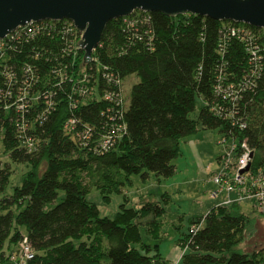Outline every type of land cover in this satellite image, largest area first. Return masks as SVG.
<instances>
[{
  "label": "trees",
  "instance_id": "obj_1",
  "mask_svg": "<svg viewBox=\"0 0 264 264\" xmlns=\"http://www.w3.org/2000/svg\"><path fill=\"white\" fill-rule=\"evenodd\" d=\"M65 21L0 42L2 153L29 167L22 184L6 194L11 168L0 161V259L25 234L35 252L31 264H167L159 253L161 205L124 202L108 218L87 195L95 188L110 200L131 184L132 175L173 176L181 140L199 128L245 139L253 150L251 168L264 166V49L262 59L251 63V45L229 33L247 27L261 35L262 29L200 15L135 11L106 25L85 64L84 53L74 56L62 40ZM131 75L138 81L125 103L106 99L110 94L120 100L115 82ZM20 80L31 90L23 86L18 92ZM220 80L243 89L225 100L216 91ZM197 97L204 105L191 119ZM20 98L26 106L16 104ZM212 108L223 109V116ZM71 120L75 129L68 132ZM114 128L115 143L103 150L101 140ZM84 131L88 140L76 135ZM24 138L37 150L29 152ZM60 192L61 201L47 210ZM251 220L238 204L212 207L178 239L180 264H264V249L237 250ZM193 225L199 226L195 233ZM142 232L157 243L144 242Z\"/></svg>",
  "mask_w": 264,
  "mask_h": 264
},
{
  "label": "rangeland",
  "instance_id": "obj_2",
  "mask_svg": "<svg viewBox=\"0 0 264 264\" xmlns=\"http://www.w3.org/2000/svg\"><path fill=\"white\" fill-rule=\"evenodd\" d=\"M137 81L138 78L134 75L124 79L122 90L125 96L130 94L132 85ZM203 105L202 99L197 97L195 110L189 114V117L196 119ZM221 136L217 129L199 128L197 132L181 140L180 155L173 160L176 168L173 176L157 178L154 174L149 173L148 177L142 178L140 175H132L131 184H127L121 193L112 194L110 200L104 199L95 188L90 189L87 199L98 206L101 217L108 218H113L119 205L124 202L128 207H139L143 201L157 202L165 209V213L159 219L162 223L160 252L166 257L172 250L177 251V260H179L182 249L177 244V239L183 237L188 231L192 220L203 217L217 203L210 199L209 193L215 187L211 178L216 169V158L222 151ZM0 161L3 162V165L4 163L10 165L11 174L5 193L11 194L15 187L22 184L29 167L25 164L12 162L3 153L0 155ZM84 182L89 183V178L84 176ZM62 197L63 193L60 192L59 198L54 203L47 205V210L59 203ZM240 205L241 212L252 220L246 226L244 240L237 250L251 253L264 249V212L252 209L253 202L251 201ZM142 235L144 242L155 243L144 232Z\"/></svg>",
  "mask_w": 264,
  "mask_h": 264
},
{
  "label": "built area",
  "instance_id": "obj_3",
  "mask_svg": "<svg viewBox=\"0 0 264 264\" xmlns=\"http://www.w3.org/2000/svg\"><path fill=\"white\" fill-rule=\"evenodd\" d=\"M62 20H66L62 26V28L65 30H61L60 33V35L62 36V40L65 39L64 41H68V43L71 44V47L75 54L74 56H77L80 51L83 52L82 48L78 44L82 32H80L77 29V27L73 24L72 21L67 19H61V20L48 19L39 22L31 21L28 24L17 27L13 31H11L8 35L2 38L0 42H3L6 38L9 39H14L16 37L18 38L23 33L33 36V34L36 33V31H38L44 25L49 26L50 23L60 22ZM124 21L126 22L127 20L124 19ZM229 33L232 36H236L238 38L245 40V42L247 41L249 45H251L249 47L250 53L252 54V58L250 59L251 63H257L262 59V55L260 54V52L264 49L263 29L261 35H256L253 30L247 27H232L229 29ZM259 46L262 47L259 48ZM91 61H92V57L89 62ZM89 62H85V64ZM108 80L111 81V79ZM20 81L18 82L20 84H16L17 82H15L18 92L23 88V86H26V88H29V90H31L30 83H28L25 80L24 81L20 80ZM81 82L84 84L83 86L84 90L87 91L88 89L86 87L87 77L85 76ZM115 87L119 91L120 100L117 101L115 98H113V95L110 94H107L106 99L114 100L117 103L116 105L120 103L121 104L125 103L124 101L125 94H123L122 83L120 81H116ZM242 89L243 86H238L237 88H235L233 84H227L226 86H223L222 80H220L219 84L216 87L217 94L222 95L223 99L225 100L230 99L229 97L231 96L234 97H232L230 100L235 99L237 97L236 94L238 93V91ZM82 93L87 94L84 92ZM11 95L12 94L9 93V97ZM45 98H47V96ZM25 99L20 98L18 100V103L16 104H18V106H26V104L23 103ZM45 101L47 104L46 106H51L48 100ZM228 107L230 106H223L225 111L228 110ZM222 110L221 108L211 109V111L216 112L217 115L219 116H223ZM224 115H226L225 118L231 120L232 113L227 112ZM232 123L234 124V122ZM244 126H245L244 124H239L240 128H244ZM65 128L68 132L73 131L75 129V122L73 120L69 121L66 124ZM118 132H119L118 129L114 128L109 132L107 136L102 138L100 144L103 150H107L113 146ZM76 135L77 137L79 136L85 140H88V138L90 137L89 131H84L80 133L77 132ZM221 135L222 136L220 138V144L222 146V151L215 161L216 169L213 171L211 178L215 187L209 193L210 199L217 202L215 204V207H228L233 204L240 205L242 203L251 201L253 202L252 209H257L259 212L263 213L264 212V166H261L257 169L251 168V163L253 159V150L248 146L247 141L245 139L242 142H238V140L233 135H225V134H221ZM92 142H95V140ZM23 144L29 152H33L37 150V145L30 138H24ZM1 153H2V148H1V139H0V155ZM246 168L248 169L246 170ZM198 228L199 226L193 225L190 229V232L195 233L198 230ZM183 252L184 251H182V253ZM34 256H35V252L29 243L28 236L24 234L20 236L17 242L10 244L9 246H6L3 249V258L0 259V264H7V263L31 264V261L34 259Z\"/></svg>",
  "mask_w": 264,
  "mask_h": 264
},
{
  "label": "water",
  "instance_id": "obj_4",
  "mask_svg": "<svg viewBox=\"0 0 264 264\" xmlns=\"http://www.w3.org/2000/svg\"><path fill=\"white\" fill-rule=\"evenodd\" d=\"M135 11L200 15L264 30V0H0V40L31 21L67 19L82 32L78 44L89 62L106 25Z\"/></svg>",
  "mask_w": 264,
  "mask_h": 264
},
{
  "label": "crops",
  "instance_id": "obj_5",
  "mask_svg": "<svg viewBox=\"0 0 264 264\" xmlns=\"http://www.w3.org/2000/svg\"><path fill=\"white\" fill-rule=\"evenodd\" d=\"M214 201V200H213ZM241 206V205H240ZM214 207V205L212 206ZM211 207V208H212ZM208 212V211H207ZM178 241V239H177ZM155 243H157V241H154ZM154 243V244H155ZM178 244V242H177ZM159 253L161 254V256L163 257V259L167 262V264H177V263H180V259L177 260L178 256H177V251H171L169 254L166 255V257L160 252V243H159Z\"/></svg>",
  "mask_w": 264,
  "mask_h": 264
}]
</instances>
